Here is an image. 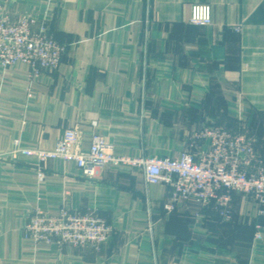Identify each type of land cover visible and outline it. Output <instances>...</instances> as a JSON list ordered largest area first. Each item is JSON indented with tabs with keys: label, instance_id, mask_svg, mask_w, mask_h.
<instances>
[{
	"label": "crops",
	"instance_id": "obj_1",
	"mask_svg": "<svg viewBox=\"0 0 264 264\" xmlns=\"http://www.w3.org/2000/svg\"><path fill=\"white\" fill-rule=\"evenodd\" d=\"M210 3L212 24L190 22ZM14 18H45L64 53L32 76L0 64V264H264V205L232 193L230 218L194 200L175 209L169 188L139 167L110 164L86 179L74 164L15 151L52 149L77 128V150L103 135L117 157L199 153L207 127L244 136L264 162V0H7ZM31 89L33 97L28 98ZM96 122L97 125L93 126ZM95 211L114 228L96 251L34 242L41 210ZM220 216V217H219ZM259 232L261 238H257Z\"/></svg>",
	"mask_w": 264,
	"mask_h": 264
},
{
	"label": "built area",
	"instance_id": "obj_2",
	"mask_svg": "<svg viewBox=\"0 0 264 264\" xmlns=\"http://www.w3.org/2000/svg\"><path fill=\"white\" fill-rule=\"evenodd\" d=\"M6 2L0 0L1 66L25 65L32 76L56 71L64 47L55 38L50 23L35 15L14 18L5 7ZM212 21L210 3L192 5V24L206 27ZM28 90V98H32V91ZM96 125L94 122L93 126ZM200 136L209 142L203 150L184 151L174 157H117L113 143L99 134L93 136L88 151H79L77 128L66 129L52 149L17 145L15 151L37 159L41 179L45 176L42 165L49 160L74 163L86 179L95 178L99 169L110 164L139 167L148 184L162 183L169 188L171 202L165 205L168 211L175 209L181 200H194L229 219L233 192L247 194L264 205V162L260 161L255 170L247 168L255 158L252 143L242 135L216 127L205 128ZM25 233L36 243L92 247L100 251L112 237L114 228L95 211L70 213L64 209L52 215L38 210L27 223ZM256 237L261 238V234L257 232Z\"/></svg>",
	"mask_w": 264,
	"mask_h": 264
},
{
	"label": "trees",
	"instance_id": "obj_3",
	"mask_svg": "<svg viewBox=\"0 0 264 264\" xmlns=\"http://www.w3.org/2000/svg\"><path fill=\"white\" fill-rule=\"evenodd\" d=\"M51 31H52V29H51ZM212 210H214V209H212ZM215 211V210H214ZM216 212V211H215ZM218 215H220L218 212H216ZM220 217V216H219Z\"/></svg>",
	"mask_w": 264,
	"mask_h": 264
}]
</instances>
